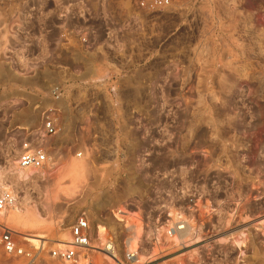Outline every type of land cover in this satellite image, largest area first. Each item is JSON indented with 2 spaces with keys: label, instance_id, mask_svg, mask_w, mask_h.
Returning a JSON list of instances; mask_svg holds the SVG:
<instances>
[{
  "label": "rangeland",
  "instance_id": "rangeland-1",
  "mask_svg": "<svg viewBox=\"0 0 264 264\" xmlns=\"http://www.w3.org/2000/svg\"><path fill=\"white\" fill-rule=\"evenodd\" d=\"M33 3L0 0V172L2 187L16 190L24 209L20 219L9 218L14 208L9 210L0 224L33 253L41 249L28 245L19 233L44 234L45 264H59L50 252L65 230L71 234L80 216L123 233L113 214L123 169L103 158L127 136L123 129L103 126L100 131L98 125H158V138L173 143L174 169L180 172L176 180L182 172L177 169L185 165L189 134L197 143L200 132L222 138L235 125L245 133L239 139L251 141L253 155L264 147V0H172L171 7L155 12L134 10V0H110L108 21L96 27L100 43L112 39L90 57L123 61L76 67L33 62L41 52L25 46L35 45L41 27L21 19L24 7L33 8ZM99 12L102 17L101 7ZM58 84L69 90L60 102L51 94ZM50 111H56L52 116L60 132L44 141L39 134ZM26 139L48 151L61 149L52 155V164L36 172L31 185L15 175L23 174L16 162ZM194 148L198 161L199 145ZM248 176L240 172L237 211L225 207L222 197L221 218L205 225L200 237L192 232L183 247L153 251L148 245L141 263L264 264V177ZM94 259L109 264L101 255ZM0 264L23 262L7 261L0 252Z\"/></svg>",
  "mask_w": 264,
  "mask_h": 264
},
{
  "label": "built area",
  "instance_id": "built-area-1",
  "mask_svg": "<svg viewBox=\"0 0 264 264\" xmlns=\"http://www.w3.org/2000/svg\"><path fill=\"white\" fill-rule=\"evenodd\" d=\"M33 1L36 6L26 5L21 19L30 25L34 21L41 27L42 34L33 42L35 45L25 46V49L41 52L42 57L35 59V64L76 67L123 61H96L90 57L95 50L107 47L106 43L112 39L100 43V30L96 27V24L108 21L110 0ZM171 5L172 0H134L133 9L155 12ZM100 7L104 12L102 17ZM79 55L86 57L79 58ZM7 60L14 63L12 58ZM111 93L116 95V89L111 88ZM51 94L56 102H60L69 90L65 84H58L53 86ZM53 112L56 111H50L51 115L47 113L39 134L44 141L57 137L60 132V124L52 116ZM103 126L123 129L127 136L119 141L118 150L103 158L118 162L123 169L114 194V200L119 204L115 206L116 214L113 212L123 233L118 235L105 222L98 225L87 215L80 216L71 226V241L60 243L50 252L53 262L96 264L94 256L101 255L109 264H142L141 255L148 245H152L153 251L183 247L189 243L192 232L200 237L205 225L216 223V219L218 222L222 214L219 205L222 197L225 207L236 209V196L243 188L239 186L240 172L248 173L250 179L257 175L264 177V147L257 157L253 155L254 146L248 138L239 139L242 131L235 125L227 128L222 138L206 137L200 132L196 143L190 134L187 135L183 149L186 161L183 168L177 169V172L182 170L177 180L175 174L180 172L176 173L174 169L172 140L158 138V125H98L100 131ZM195 144L199 145L198 161ZM56 149L48 151L34 146L31 139L24 140L16 162L17 170L22 173L42 171L52 164V155L60 152ZM2 180L0 172V218L18 203V195L12 188L4 189ZM246 186L248 200L251 182ZM130 189L132 192L127 193ZM100 226L105 229L102 235ZM43 249L37 253L29 251L18 241L14 231L0 224V252L7 261L45 264L41 257Z\"/></svg>",
  "mask_w": 264,
  "mask_h": 264
},
{
  "label": "bare ground",
  "instance_id": "bare-ground-1",
  "mask_svg": "<svg viewBox=\"0 0 264 264\" xmlns=\"http://www.w3.org/2000/svg\"><path fill=\"white\" fill-rule=\"evenodd\" d=\"M258 127V126H257ZM243 128V127H242ZM200 132V131H199ZM198 132V133H199ZM206 132V131H205ZM204 133V132H202ZM206 136V135H205ZM241 139V138H240ZM59 148V147H58ZM22 149V148H21ZM58 150V149H57ZM61 150V149H60ZM22 173V172H21ZM14 174V173H13ZM24 174V173H23ZM23 174H18L16 173L15 175L19 176V179L20 178H25L26 180L30 181V185L31 183H35L36 182V179H37V175L36 173L32 172V173H27L28 175H23ZM38 184V183H37ZM16 191V190H15ZM130 193V192H128ZM20 199H22L20 197V195H18V203L16 205V207L12 210V213H10V217L9 218H15V219H18L16 217H20L22 218V212H23V208L20 206ZM35 200V199H34ZM106 202V201H105ZM110 202V201H109ZM112 202V201H111ZM107 204H105L106 206ZM103 212V211H102ZM117 211H115L114 214H116ZM107 214V213H106ZM5 220V218H7V213H5L3 216H2ZM43 218V217H42ZM113 221V220H112ZM261 224V223H260ZM263 224V223H262ZM261 224V225H262ZM105 229L103 226H100L99 228V232L100 234L102 235L104 233ZM19 232V231H18ZM17 232V233H18ZM28 233V232H27ZM30 233V232H29ZM20 235H22V239L28 244L30 245L31 247L35 248V249H43L46 245V236L44 234H40V233H30V234H22V233H19ZM231 237L233 235H230ZM229 236V237H230ZM61 240L58 242V244H56V247H59V244H67L71 241V234H70V229H67L65 230V232L61 235ZM228 238V237H227ZM192 241V240H191ZM238 245L240 244H245V242H237ZM242 245V246H243ZM146 254V253H145ZM145 254H142V255H145ZM141 255V256H142ZM143 258V256H142ZM144 259V258H143ZM143 259H142V262H143Z\"/></svg>",
  "mask_w": 264,
  "mask_h": 264
},
{
  "label": "crops",
  "instance_id": "crops-1",
  "mask_svg": "<svg viewBox=\"0 0 264 264\" xmlns=\"http://www.w3.org/2000/svg\"><path fill=\"white\" fill-rule=\"evenodd\" d=\"M17 127H18V129H23L24 126L23 127L17 126ZM2 132H4V130L3 129H0V135H2Z\"/></svg>",
  "mask_w": 264,
  "mask_h": 264
}]
</instances>
